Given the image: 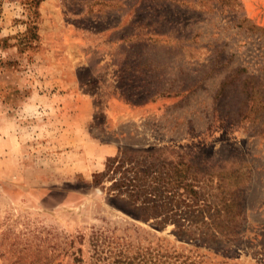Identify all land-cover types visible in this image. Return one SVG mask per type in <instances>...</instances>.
I'll return each instance as SVG.
<instances>
[{"label":"rangeland","instance_id":"1","mask_svg":"<svg viewBox=\"0 0 264 264\" xmlns=\"http://www.w3.org/2000/svg\"><path fill=\"white\" fill-rule=\"evenodd\" d=\"M0 264H264V0H0Z\"/></svg>","mask_w":264,"mask_h":264},{"label":"crops","instance_id":"2","mask_svg":"<svg viewBox=\"0 0 264 264\" xmlns=\"http://www.w3.org/2000/svg\"><path fill=\"white\" fill-rule=\"evenodd\" d=\"M99 148V151L103 152L104 154L103 155H110V154H113L116 152L117 148H116V145L115 144H104Z\"/></svg>","mask_w":264,"mask_h":264}]
</instances>
